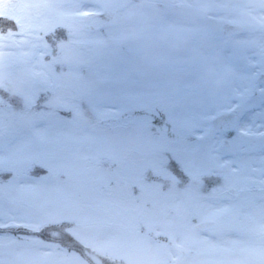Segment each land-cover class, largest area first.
I'll list each match as a JSON object with an SVG mask.
<instances>
[{
    "label": "rangeland",
    "instance_id": "1",
    "mask_svg": "<svg viewBox=\"0 0 264 264\" xmlns=\"http://www.w3.org/2000/svg\"><path fill=\"white\" fill-rule=\"evenodd\" d=\"M260 13L264 0H0L19 26L0 30V77L31 102L43 88L32 78L58 87L49 109L28 119L0 104V165L12 169L0 182V228L32 230L0 231V264H93L101 252L119 264H264V103L229 146L207 134L244 90L219 21L264 27ZM60 23L73 41L53 50L44 33ZM249 33L264 54V31ZM61 61L66 69L54 71ZM84 104L104 122H84ZM171 153L191 175L181 189L144 175L179 177ZM206 172L224 175L217 194L200 192ZM206 218L215 227H193ZM51 221H69L94 252L85 258L35 233Z\"/></svg>",
    "mask_w": 264,
    "mask_h": 264
},
{
    "label": "trees",
    "instance_id": "2",
    "mask_svg": "<svg viewBox=\"0 0 264 264\" xmlns=\"http://www.w3.org/2000/svg\"><path fill=\"white\" fill-rule=\"evenodd\" d=\"M9 22L7 20L3 19L0 21L1 25H7ZM5 82L7 83V86H0V95L5 99L6 104L5 108L7 112L10 114H18V115H24V114H33L35 112H39L42 109V104L44 100L47 98V94L49 95L50 88H44L43 92H41L37 97L36 101L29 102L26 100V98L17 90L15 86L12 85V82L10 79H6ZM85 117L84 119H90L89 122L94 124H100L101 120L100 117H98L90 108L86 109L85 111ZM11 172L7 169H0V181L8 178L10 176ZM158 180H163L166 182V185H172L175 184L174 177L168 176V177H162L157 176ZM179 188L182 187V184L177 185ZM211 193V190L208 191ZM39 234L43 236L44 238L52 239L57 242H60L70 248H74L78 250L79 252L85 254V248L84 246L73 236H71L69 233L65 231V229L61 226H56L53 224H49L43 228L40 229ZM100 264H110L106 259H103Z\"/></svg>",
    "mask_w": 264,
    "mask_h": 264
},
{
    "label": "flooded vegetation",
    "instance_id": "3",
    "mask_svg": "<svg viewBox=\"0 0 264 264\" xmlns=\"http://www.w3.org/2000/svg\"><path fill=\"white\" fill-rule=\"evenodd\" d=\"M224 21L221 23L223 24ZM246 33L247 30H244L242 34L228 36L225 39H228L229 44L233 47L230 60L236 62L235 70L239 73L238 82L244 88L237 93L240 106L244 109L242 106L247 101L255 99L251 106H246L245 111L252 115H258V106L254 104L259 103L264 95V92L261 93L264 91V54L254 52L255 37Z\"/></svg>",
    "mask_w": 264,
    "mask_h": 264
},
{
    "label": "water",
    "instance_id": "4",
    "mask_svg": "<svg viewBox=\"0 0 264 264\" xmlns=\"http://www.w3.org/2000/svg\"><path fill=\"white\" fill-rule=\"evenodd\" d=\"M233 27V26H229ZM233 122L232 114H220L216 117L212 118L211 123L212 127L210 131L213 132L214 130L218 129H228L231 128ZM214 224L212 220H204L201 223L197 224L196 227L198 228H208Z\"/></svg>",
    "mask_w": 264,
    "mask_h": 264
},
{
    "label": "bare ground",
    "instance_id": "5",
    "mask_svg": "<svg viewBox=\"0 0 264 264\" xmlns=\"http://www.w3.org/2000/svg\"><path fill=\"white\" fill-rule=\"evenodd\" d=\"M140 92H141V90H139ZM141 115V116H140ZM143 115H145V113L144 112H141L140 114H139V118L140 119H138V121H139V124L137 123V134H138V137H139V140H140V134H139V132H144V128H145V126H146V121H142L141 119H143ZM193 120V119H192ZM195 120V123L198 125V120L197 119H194Z\"/></svg>",
    "mask_w": 264,
    "mask_h": 264
}]
</instances>
